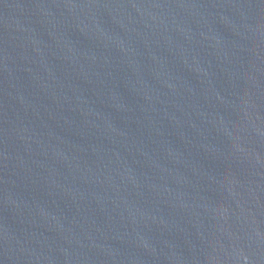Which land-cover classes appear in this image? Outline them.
<instances>
[{"label": "water", "instance_id": "obj_1", "mask_svg": "<svg viewBox=\"0 0 264 264\" xmlns=\"http://www.w3.org/2000/svg\"><path fill=\"white\" fill-rule=\"evenodd\" d=\"M0 264H264V0H0Z\"/></svg>", "mask_w": 264, "mask_h": 264}]
</instances>
